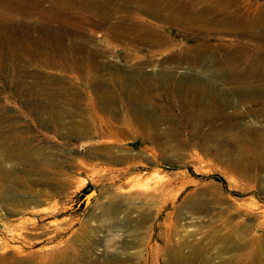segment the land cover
<instances>
[{
	"label": "rangeland",
	"instance_id": "374dc122",
	"mask_svg": "<svg viewBox=\"0 0 264 264\" xmlns=\"http://www.w3.org/2000/svg\"><path fill=\"white\" fill-rule=\"evenodd\" d=\"M149 1L0 8V264H230L253 241L264 264V91H233L264 55V0H172L185 26ZM228 14L257 26L205 24Z\"/></svg>",
	"mask_w": 264,
	"mask_h": 264
},
{
	"label": "bare ground",
	"instance_id": "6f19581e",
	"mask_svg": "<svg viewBox=\"0 0 264 264\" xmlns=\"http://www.w3.org/2000/svg\"><path fill=\"white\" fill-rule=\"evenodd\" d=\"M40 1H42V0H0V8L3 10H6V11L18 13L20 10H22L21 6H23L25 4V6H29L28 10L32 14L36 11L37 7L40 6V4H41ZM58 1H63V0H58ZM168 1H172V0H164V1L158 2V3L157 2L153 3L151 1H149L145 4L144 10H146L148 13L156 15L159 19H163L165 21L175 23V24H180L182 26L190 25V24L194 23L195 15H194V17H192V13L191 14L189 13V15H188L185 13V11H182V10H184L182 5L179 8L180 14L182 16L179 15V12H177V3H174L173 1H172V3H170ZM224 4H225L224 6H226V3H224ZM46 10L47 9L44 10L45 12L43 11L41 13L47 14L48 10L47 11ZM177 14H178V16H177ZM196 16H199V14L197 13ZM243 17H244V15L243 16H241V15L240 16H238V15H235V16L231 15L230 16L228 14V15L222 16L221 18H219L217 20H212V21L206 22L205 24L210 26L211 28L216 27V28H220V29H228V30H234V31H237L238 29L243 28L245 30H248L249 32L253 31L254 28L257 26V21L255 20V18L252 17L249 19H244ZM10 22H11V20H10V17L7 13H4V14L0 13V28L1 29L9 26ZM116 28L121 30V31H130L131 29L136 30V31L138 30L142 37H145L148 40H150V39L153 40L154 43L159 45V46H164V44L169 41L167 39L163 40L160 38L161 35H159V31L157 28L149 26V25H145L141 21H135V19H130V21H126V20L122 19L116 24ZM2 34L0 35V38H4L8 42L13 40V37H11L10 35H6V34L2 35ZM6 46H9V45L6 44ZM232 56H233L232 53H227V57H228L227 61L232 62V64H233L234 56L233 57ZM237 77L243 79L244 82L236 83V86H234L233 91L235 93L239 94L241 98L248 99V97L253 96L257 93H260L261 91H264V55L262 53L258 52L257 55L251 57L250 60L246 61L245 64L241 65V70L238 72ZM254 79H256L255 82H253ZM118 84H119V82H118ZM247 95H250V96H247ZM252 101L253 100L251 99L250 102H252ZM257 113L264 116V107L260 108ZM188 114L189 113L187 112L186 115L188 116ZM161 118H162V115H158L156 118V121L161 120ZM98 131L104 133L103 129H99ZM46 229H47V227H46ZM28 230H30V229H28ZM238 234L240 235L239 232H238ZM230 239H232V238H230ZM168 241H169V239H168ZM212 242L214 243L217 241H212ZM255 242H257V241H253V244H252L253 246H252L251 251L244 254V256H246V255L248 256L247 259L245 258V260H243L242 259L243 255H242V256H239V263L234 262V261L233 262L236 264H256L253 261L258 256L259 251H258L257 246L255 245ZM226 243H228L234 247L240 248L242 241H234V240L233 241H224V244H226ZM169 245H170V243H167V246H169ZM199 247H200V245H198L195 248V253L199 254L198 256L201 258H205L206 256H205L203 249H200ZM236 257L238 258V255ZM174 258L177 259V256L176 257L174 256ZM182 260L177 262V264H184ZM184 260H185V264H188L191 259L190 258L187 259L188 261H186V259H184ZM77 261H79L80 264H86L87 259H86V257L83 256V257L79 258ZM232 263H230V264H232Z\"/></svg>",
	"mask_w": 264,
	"mask_h": 264
},
{
	"label": "water",
	"instance_id": "95a60500",
	"mask_svg": "<svg viewBox=\"0 0 264 264\" xmlns=\"http://www.w3.org/2000/svg\"><path fill=\"white\" fill-rule=\"evenodd\" d=\"M93 192L96 193L95 190H91V191L87 194V196L90 195V194H92ZM87 196H86V197H87ZM92 196H93V195H92ZM85 200H86V198H85Z\"/></svg>",
	"mask_w": 264,
	"mask_h": 264
},
{
	"label": "trees",
	"instance_id": "16d2710c",
	"mask_svg": "<svg viewBox=\"0 0 264 264\" xmlns=\"http://www.w3.org/2000/svg\"><path fill=\"white\" fill-rule=\"evenodd\" d=\"M218 180H221V181H223V179H222V178H219V177H218Z\"/></svg>",
	"mask_w": 264,
	"mask_h": 264
}]
</instances>
